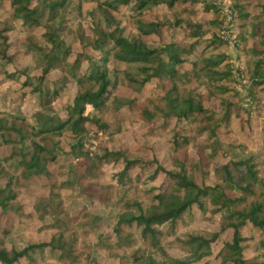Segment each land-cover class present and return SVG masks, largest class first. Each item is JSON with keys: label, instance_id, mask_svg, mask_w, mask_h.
Masks as SVG:
<instances>
[{"label": "trees", "instance_id": "trees-1", "mask_svg": "<svg viewBox=\"0 0 264 264\" xmlns=\"http://www.w3.org/2000/svg\"><path fill=\"white\" fill-rule=\"evenodd\" d=\"M4 82L0 264H264V0H0Z\"/></svg>", "mask_w": 264, "mask_h": 264}, {"label": "rangeland", "instance_id": "rangeland-1", "mask_svg": "<svg viewBox=\"0 0 264 264\" xmlns=\"http://www.w3.org/2000/svg\"><path fill=\"white\" fill-rule=\"evenodd\" d=\"M225 3L228 2V0H223ZM230 44L231 46L233 45V41L230 40ZM231 53H232V59L231 61L233 62V65H237L239 66L240 63L239 61L237 60L236 58V53L235 51L233 50V48H231ZM13 87H17L15 85H12ZM9 87V84L8 83H2L1 86H0V89H7ZM2 89V90H3ZM105 140V137L101 136L100 134H98V136H89L86 143H85V147L88 149V150H93L96 145H97V142L99 140ZM0 152L2 154H6L7 151L6 150H0ZM257 155V154H256ZM258 156V155H257ZM262 161V157L258 156L256 158V162H261ZM261 168V167H259ZM75 202L77 204L74 203L73 206H77V208H81V207H85L88 211H90L92 214H96V215H99L102 217V219L104 220V224L103 226H101L99 229L96 230V232L94 233V235L90 236V242L93 246L96 245V242L99 238H105L106 239V242H114L115 241V238H114V234L112 233V225H113V216H114V210L109 208V207H102V206H99V205H90L88 203V201H84V198H76L75 199ZM38 226V224L36 223H33L31 224L30 228L25 230V231H18L12 235L10 237V241L12 243H14L18 248L22 247V242L24 240H26V238L28 237V235L32 234L33 232H31V228L32 229H35L36 227ZM34 236H37V237H42L43 234H34ZM95 249V248H94ZM100 255L104 256V253L100 252L99 253ZM95 256V255H94ZM93 264V263H92Z\"/></svg>", "mask_w": 264, "mask_h": 264}]
</instances>
